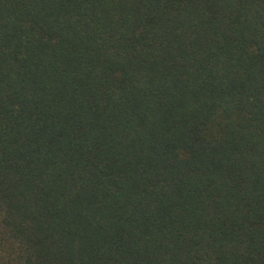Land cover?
Instances as JSON below:
<instances>
[{"label":"trees","instance_id":"16d2710c","mask_svg":"<svg viewBox=\"0 0 264 264\" xmlns=\"http://www.w3.org/2000/svg\"><path fill=\"white\" fill-rule=\"evenodd\" d=\"M0 264H264V0H0Z\"/></svg>","mask_w":264,"mask_h":264}]
</instances>
